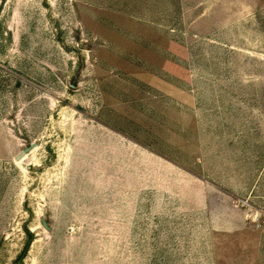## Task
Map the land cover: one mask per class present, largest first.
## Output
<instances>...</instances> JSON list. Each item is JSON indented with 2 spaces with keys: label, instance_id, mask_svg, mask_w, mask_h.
Masks as SVG:
<instances>
[{
  "label": "rangeland",
  "instance_id": "obj_1",
  "mask_svg": "<svg viewBox=\"0 0 264 264\" xmlns=\"http://www.w3.org/2000/svg\"><path fill=\"white\" fill-rule=\"evenodd\" d=\"M0 264H264V0H0Z\"/></svg>",
  "mask_w": 264,
  "mask_h": 264
}]
</instances>
